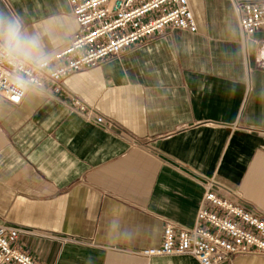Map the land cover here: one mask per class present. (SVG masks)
Listing matches in <instances>:
<instances>
[{"label": "crops", "instance_id": "crops-1", "mask_svg": "<svg viewBox=\"0 0 264 264\" xmlns=\"http://www.w3.org/2000/svg\"><path fill=\"white\" fill-rule=\"evenodd\" d=\"M188 2L195 31L168 26L59 92L0 95V224L31 227L13 244L40 264H199L140 251L161 244L167 221L195 225L210 178L264 216V27L243 36L232 0ZM0 17L39 36L45 56L78 29L68 0H0Z\"/></svg>", "mask_w": 264, "mask_h": 264}, {"label": "built area", "instance_id": "built-area-1", "mask_svg": "<svg viewBox=\"0 0 264 264\" xmlns=\"http://www.w3.org/2000/svg\"><path fill=\"white\" fill-rule=\"evenodd\" d=\"M78 29L69 43L46 56L41 66L9 61L0 56V95L19 104L29 88L54 92L72 73L97 66L134 45L159 37L170 26L179 30L197 29L188 0H68ZM243 36L264 27V1L232 0ZM71 106L86 120L103 121L94 106L72 96ZM214 180L206 183L202 205L191 228L167 221L158 246L144 248L146 257L187 254L199 264H222L241 253L264 255V216L250 208L235 192L221 195ZM29 226L0 224V264H40L13 243ZM146 264H150L147 262Z\"/></svg>", "mask_w": 264, "mask_h": 264}, {"label": "clouds", "instance_id": "clouds-1", "mask_svg": "<svg viewBox=\"0 0 264 264\" xmlns=\"http://www.w3.org/2000/svg\"><path fill=\"white\" fill-rule=\"evenodd\" d=\"M0 56L9 61L43 65L46 56L39 36H28L21 30L20 21L0 17Z\"/></svg>", "mask_w": 264, "mask_h": 264}]
</instances>
